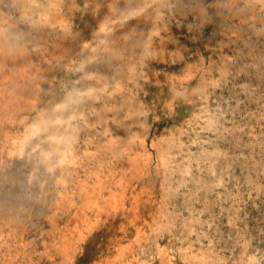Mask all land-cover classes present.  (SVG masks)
<instances>
[{
	"label": "rangeland",
	"instance_id": "374dc122",
	"mask_svg": "<svg viewBox=\"0 0 264 264\" xmlns=\"http://www.w3.org/2000/svg\"><path fill=\"white\" fill-rule=\"evenodd\" d=\"M0 65V264H264V0H0Z\"/></svg>",
	"mask_w": 264,
	"mask_h": 264
},
{
	"label": "bare ground",
	"instance_id": "6f19581e",
	"mask_svg": "<svg viewBox=\"0 0 264 264\" xmlns=\"http://www.w3.org/2000/svg\"><path fill=\"white\" fill-rule=\"evenodd\" d=\"M130 3V2H129ZM134 3V2H133ZM139 3V2H138ZM124 4V3H123ZM145 4V3H144ZM147 4H149V3H147ZM145 5V6H148V5ZM150 5V4H149ZM155 7V6H154ZM143 9H146V7H144V6H142L141 8H139V7H137V6H135V5H133L132 6V10H131V15H133V16H136V15H139V14H141L142 16H141V18L139 17V18H137V19H139V20H136V22L135 23H133V26L132 27H128V28H130L129 30H128V34H127V36H128V38H129V42H130V47L131 48H135V47H139L140 45H141V43H140V39L138 38V36H140L141 35V33H143V32H145L148 28H149V26H152V28L153 29H156V22H152L151 20H150V18L149 17H147V18H149V20L148 19H146V13H145V11H142ZM142 11V12H141ZM151 12H153V11H151ZM155 12V11H154ZM144 14V16H143V14ZM149 15V13L147 14V16ZM134 20V19H133ZM133 22V21H132ZM154 31V30H153ZM152 33V32H151ZM23 58H24V56H23ZM13 62H15V60H13ZM3 67H4V65H0V72H2L3 71ZM3 73V72H2ZM85 90H86V92H93L94 90H95V87H94V85H93V83H88V84H86V87H85ZM62 114V112L61 111H58V119H61V118H59V116ZM50 123V122H49ZM43 124H44V127H46L47 126V124L48 123H44L43 122ZM66 132V131H65ZM65 132H62V133H60V135L59 136H56V135H53V138H54V141H53V143H54V145H55V147H57V148H59L60 147V141L64 138V133ZM66 134H68L67 132H66ZM69 141V140H68ZM146 162H145V165L150 161V155H145V157L143 158ZM144 165V164H143ZM94 198V197H93ZM204 255V254H203ZM202 255V256H203ZM205 256V255H204ZM199 257H200V255H199ZM197 259V258H196ZM204 259V258H203ZM188 263V262H187ZM126 264V263H125ZM203 264V263H202Z\"/></svg>",
	"mask_w": 264,
	"mask_h": 264
}]
</instances>
